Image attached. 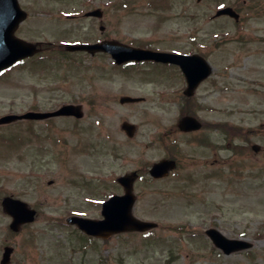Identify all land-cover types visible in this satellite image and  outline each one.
Wrapping results in <instances>:
<instances>
[{
    "label": "rangeland",
    "instance_id": "374dc122",
    "mask_svg": "<svg viewBox=\"0 0 264 264\" xmlns=\"http://www.w3.org/2000/svg\"><path fill=\"white\" fill-rule=\"evenodd\" d=\"M156 1L20 0L28 18L16 35L48 49L0 75V117L72 103L84 116L0 126V261L8 246L9 264H264V0H170L163 9ZM224 6L239 19H213ZM95 8L101 21L84 18ZM105 37L200 54L211 76L188 101L178 68H121L106 54L63 47ZM121 96L145 101L121 105ZM184 115L202 129L180 131ZM127 121L132 138L120 130ZM163 158L176 159V170L150 180ZM133 171L141 177L132 215L154 222L152 231L88 242L66 223L98 219L101 202L122 193L116 179ZM4 196L37 210L34 222L12 232ZM210 227L251 249L225 256L204 234Z\"/></svg>",
    "mask_w": 264,
    "mask_h": 264
},
{
    "label": "water",
    "instance_id": "95a60500",
    "mask_svg": "<svg viewBox=\"0 0 264 264\" xmlns=\"http://www.w3.org/2000/svg\"><path fill=\"white\" fill-rule=\"evenodd\" d=\"M5 13V15H4ZM92 15L101 14L99 12H91ZM219 14L234 15L232 9L220 10ZM25 15L19 10L16 4V0H0V71L12 66L19 59L27 58L37 52L34 45L25 43L20 39L14 38L16 26L22 21ZM67 50H86L89 53L96 51H105L112 56L117 62H124L126 60H145L160 62L163 64L179 65L181 71L186 79L188 85L185 94L190 96L193 90L200 84V82L206 79L211 73V67L208 63L199 55H181L171 54L163 52H153L150 50H142L139 48H131L125 45H120L115 42H102L100 44H93L91 46L80 44L79 46L67 45ZM122 64V63H116ZM142 98H131L129 96L121 97L120 103H137L142 101ZM75 116L77 118L82 116L80 107L75 105H63L60 109L51 113H33L29 112L25 115H8L7 117L0 118L1 123H8L10 121L19 119H45L51 116ZM198 124L193 118L184 117L179 124V128L184 131H192L196 129ZM121 129L126 132L128 136H133L135 127L131 124L123 123ZM259 147L254 146V150L257 151ZM175 167V163L172 161L161 160L160 163L155 164L150 173L155 177H161L172 170ZM135 174H131L127 177L119 178V182L125 186V193L123 196H114L109 199L108 202L102 205L103 220L94 221L86 220L82 218H68V222L74 224L80 230L84 231L87 235H93L95 237L107 238L111 234L121 233V231H146L153 229L154 223L145 221H139L132 217L131 210L135 201V196L132 194V181ZM3 211L12 217L11 229L14 231L19 230L20 226L24 223L33 222L35 211H31L27 208L26 203H22L19 200L11 198H3L2 200ZM207 235L210 236L214 245L220 247L225 254L238 251L243 248L249 247V245L243 242H236L231 239H226L222 234L214 230H208ZM12 249L5 247L3 251V258L0 264H7L10 260V253Z\"/></svg>",
    "mask_w": 264,
    "mask_h": 264
},
{
    "label": "flooded vegetation",
    "instance_id": "af4514ba",
    "mask_svg": "<svg viewBox=\"0 0 264 264\" xmlns=\"http://www.w3.org/2000/svg\"><path fill=\"white\" fill-rule=\"evenodd\" d=\"M149 1H154V0H149ZM20 2V0H18V3ZM169 4H170V0H158V1H156V6L157 5H159V8L160 9H163V7H168L169 6ZM19 6H21L20 5V3H19ZM21 8L24 10V11H26V9L23 7V6H21ZM95 9H100V8H95ZM72 17V19H78V16H76V15H74V16H71ZM28 18V17H27ZM26 18V19H27ZM20 26V25H19ZM102 26V25H101ZM99 27V31L100 32H103L104 31V28H103V30L101 31V28L102 27ZM19 28V27H18ZM103 40H108V38L107 37H105V38H103V39H101L100 41H97V42H102ZM41 43V42H40ZM48 45V44H47ZM41 50H43V49H48V48H43V43L41 44ZM52 46V45H51ZM47 47H50V45H48ZM41 52V51H40ZM82 53H84V52H82ZM24 62H27V61H21V62H18L17 64H20V63H24ZM127 62H134V61H127ZM113 63H116V62H112L111 64H113ZM0 75H2V74H0ZM193 97L194 96H191L190 97V99H188V100H194L193 99ZM185 100V99H184ZM24 122H26V121H24ZM202 126H203V123H201V126H200V129H202ZM194 132H197V131H194ZM191 134V133H190ZM139 176V175H138ZM138 179H139V177H137ZM137 178H136V180H135V182L134 183H136L137 182Z\"/></svg>",
    "mask_w": 264,
    "mask_h": 264
}]
</instances>
